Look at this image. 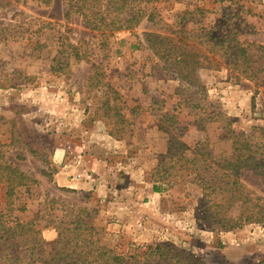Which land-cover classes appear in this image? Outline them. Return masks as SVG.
<instances>
[{
	"label": "rangeland",
	"instance_id": "374dc122",
	"mask_svg": "<svg viewBox=\"0 0 264 264\" xmlns=\"http://www.w3.org/2000/svg\"><path fill=\"white\" fill-rule=\"evenodd\" d=\"M138 8V23L101 34L66 20L63 0H0V206L33 220L48 242L65 213L85 208L121 252L167 242L206 264H264V220L223 229L194 176L158 166L170 132L187 153H213L203 166L232 153L221 127L264 152V0H141L119 18ZM182 24L192 38L234 29L252 73L209 55L192 81L167 70L161 50ZM81 162L93 189L60 187L56 176ZM15 168L27 179L15 180ZM241 181L264 202L263 176L247 171Z\"/></svg>",
	"mask_w": 264,
	"mask_h": 264
},
{
	"label": "trees",
	"instance_id": "16d2710c",
	"mask_svg": "<svg viewBox=\"0 0 264 264\" xmlns=\"http://www.w3.org/2000/svg\"><path fill=\"white\" fill-rule=\"evenodd\" d=\"M63 1L66 20L78 17L91 30L101 34H112L138 23L137 16L144 10L138 8L132 18L124 20L119 18V14L128 13L131 4L141 0ZM191 22L193 26L200 24V21ZM186 27L185 24L177 26L179 30L173 31L176 40L170 39L171 46L161 50L167 70L175 69L182 78L192 81L201 65L199 59L209 55L212 62L222 63L228 59L231 62L229 66H240V71L252 73L246 65L253 57L248 53V46L235 38L234 29L221 36L214 34L211 28L192 38L184 36ZM158 39L161 38L155 36V40ZM180 44L184 47L181 48ZM171 117L175 119V116ZM202 129L204 126H201ZM221 129L228 133L224 140H232L230 156L216 157L210 165L206 163L203 166L209 158H214L213 153L207 149L198 151V148L193 149L191 154L187 153L185 148L192 149L170 132L169 146L164 154L165 165L160 161L158 166L165 175L175 172V176L188 180L194 176L193 180L202 187L201 193L209 191L203 198V206L207 210L209 206L213 209L211 219H215L218 226L231 231L244 224L264 220V202L254 198L253 192L241 181L242 174L247 171L264 177V152L244 133L231 131L230 126ZM207 169L212 171L208 173ZM14 172L18 175L15 180L27 179L18 168ZM11 190L12 187L6 197L12 195ZM79 210L75 217H71L70 212L63 215L61 227L57 228V238L48 242L41 237L42 230L35 228L33 220H23L15 209L8 208V203L3 208L0 206V264H206L194 253L167 242L135 247L126 252L118 251L119 244L108 239L105 228L87 219V209Z\"/></svg>",
	"mask_w": 264,
	"mask_h": 264
},
{
	"label": "crops",
	"instance_id": "0c3cea01",
	"mask_svg": "<svg viewBox=\"0 0 264 264\" xmlns=\"http://www.w3.org/2000/svg\"><path fill=\"white\" fill-rule=\"evenodd\" d=\"M75 168V173L72 172L71 169H67L66 172L62 171L56 176V182L60 187H65L71 190L79 191V192H87L93 189L92 183L88 182L89 174L85 171V166L79 164ZM49 235L44 234L45 238L48 240L54 239V232H48Z\"/></svg>",
	"mask_w": 264,
	"mask_h": 264
}]
</instances>
